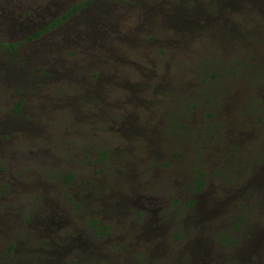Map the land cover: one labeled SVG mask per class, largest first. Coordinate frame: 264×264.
Returning <instances> with one entry per match:
<instances>
[{"label":"rangeland","instance_id":"374dc122","mask_svg":"<svg viewBox=\"0 0 264 264\" xmlns=\"http://www.w3.org/2000/svg\"><path fill=\"white\" fill-rule=\"evenodd\" d=\"M81 1L0 0V264H264V0Z\"/></svg>","mask_w":264,"mask_h":264},{"label":"trees","instance_id":"16d2710c","mask_svg":"<svg viewBox=\"0 0 264 264\" xmlns=\"http://www.w3.org/2000/svg\"><path fill=\"white\" fill-rule=\"evenodd\" d=\"M89 2V0L86 1H81L77 4H74L72 6L69 7V9L65 12H63L60 16L54 18L52 21H50V23L48 25H54L59 23L62 19H64L69 13L76 11L78 8H80L82 5L87 4ZM39 31H37L36 33H38ZM12 46V45H10ZM201 186V181H197V188H199Z\"/></svg>","mask_w":264,"mask_h":264}]
</instances>
